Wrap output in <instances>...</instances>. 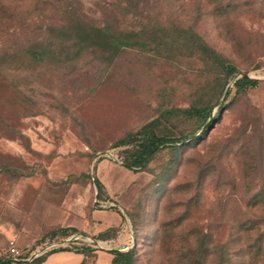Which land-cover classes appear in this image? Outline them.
Wrapping results in <instances>:
<instances>
[{"label":"rangeland","instance_id":"1","mask_svg":"<svg viewBox=\"0 0 264 264\" xmlns=\"http://www.w3.org/2000/svg\"><path fill=\"white\" fill-rule=\"evenodd\" d=\"M77 21L140 44L86 43ZM241 72L258 84L236 93ZM205 106V122L165 113ZM160 115L154 133L185 139L123 166L119 141ZM263 198L264 0H0V250L76 229L83 264L116 247L134 264H264ZM92 214L113 225L93 234Z\"/></svg>","mask_w":264,"mask_h":264},{"label":"trees","instance_id":"2","mask_svg":"<svg viewBox=\"0 0 264 264\" xmlns=\"http://www.w3.org/2000/svg\"><path fill=\"white\" fill-rule=\"evenodd\" d=\"M73 33L78 39L85 40L86 43L94 44L102 48H107L113 50V52H119L124 48H128L133 45L140 44L139 39L133 40L135 36L138 37L137 33L133 31H113L109 26H90L84 24L82 21H77L75 26H72ZM134 36V37H133ZM198 48L205 52L207 59L221 70L224 71L227 79H231L238 73L236 67L227 63L219 53L208 47L204 42H200ZM258 84L257 79L250 78L249 76L238 77L234 82L233 86L236 93L247 90L249 88H254ZM220 107V106H219ZM172 112H181L187 117H197L205 122L210 114L211 107H193L185 108L179 110H166V114H171ZM165 115H160L144 125H142L137 131L128 134L126 137L121 139L119 143L132 142V149L127 154V157L123 158L121 156V164L128 169H136L137 167H142L151 158L155 152H157L161 147H165L168 144L175 142H181L185 138H169L163 135H158L154 133V128L161 122ZM212 121V119H211ZM188 138V137H187ZM99 186V183H97ZM264 204V198L262 199ZM79 233L76 229H60L54 231L51 234L39 239L36 244L41 243L45 240H56L60 238H66L72 234ZM4 249V248H3ZM2 249V250H3ZM0 250V251H2ZM57 250H74L76 252L84 253L86 259L88 257L87 252L92 250L89 245L82 244L81 247H76V245H71V247L60 248ZM56 250L50 251L42 256L33 259L27 264H40L45 260L46 256ZM259 251V249H257ZM113 255L111 263L112 264H134V251L129 249L128 251H120L119 249H113L111 251ZM86 259L82 262H86ZM0 264H12L10 260H2L0 258ZM192 264H201L199 261H194Z\"/></svg>","mask_w":264,"mask_h":264},{"label":"built area","instance_id":"3","mask_svg":"<svg viewBox=\"0 0 264 264\" xmlns=\"http://www.w3.org/2000/svg\"><path fill=\"white\" fill-rule=\"evenodd\" d=\"M113 205H114L113 203L110 204V206ZM81 236L82 235L76 233L66 238H60L56 240H45L35 245L34 248L29 252L20 250L17 246L16 241L14 239H9L7 241L6 247H4L2 251H0V258L2 260H10L12 264H27L30 263L33 259L42 256L50 251L65 247H71V245H75L77 242H74V240H78V239L82 240L80 238ZM87 239H89L91 242H94L89 237ZM95 243L98 242L96 241ZM103 243H107V242H103Z\"/></svg>","mask_w":264,"mask_h":264},{"label":"crops","instance_id":"4","mask_svg":"<svg viewBox=\"0 0 264 264\" xmlns=\"http://www.w3.org/2000/svg\"><path fill=\"white\" fill-rule=\"evenodd\" d=\"M92 218L97 220L96 226L90 230V232H102L106 230L107 227L110 228L113 224L103 223L98 220V218L94 217L92 214ZM100 222V223H99ZM100 257V256H99ZM97 256V259L99 258ZM113 255L108 253V257H104L105 260H96L94 264H112ZM86 259V255L84 253L76 252L74 250H63L60 252H52L46 256L45 260L42 261L40 264H82V262Z\"/></svg>","mask_w":264,"mask_h":264},{"label":"water","instance_id":"5","mask_svg":"<svg viewBox=\"0 0 264 264\" xmlns=\"http://www.w3.org/2000/svg\"><path fill=\"white\" fill-rule=\"evenodd\" d=\"M241 76H247V74L241 72V73H240V77H241ZM228 88H229V87H226V88H225L221 100L224 99V97L226 96V94H227V92H228V90H229ZM99 155H108V154H106V153H102V154H99ZM99 155H98V156H99ZM78 234H80V233H78ZM80 235H82V234H80ZM92 240H93L94 242H96L94 239H92ZM114 249H116V248H114Z\"/></svg>","mask_w":264,"mask_h":264},{"label":"bare ground","instance_id":"6","mask_svg":"<svg viewBox=\"0 0 264 264\" xmlns=\"http://www.w3.org/2000/svg\"><path fill=\"white\" fill-rule=\"evenodd\" d=\"M116 249H119V250H121V249H123V248H121V247H116Z\"/></svg>","mask_w":264,"mask_h":264}]
</instances>
